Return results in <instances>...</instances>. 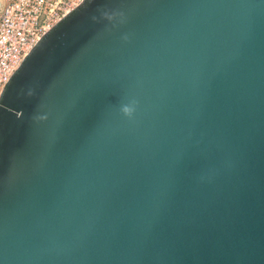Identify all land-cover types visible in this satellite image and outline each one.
<instances>
[{"label":"water","instance_id":"1","mask_svg":"<svg viewBox=\"0 0 264 264\" xmlns=\"http://www.w3.org/2000/svg\"><path fill=\"white\" fill-rule=\"evenodd\" d=\"M0 264H264V0H83L0 94Z\"/></svg>","mask_w":264,"mask_h":264},{"label":"built area","instance_id":"2","mask_svg":"<svg viewBox=\"0 0 264 264\" xmlns=\"http://www.w3.org/2000/svg\"><path fill=\"white\" fill-rule=\"evenodd\" d=\"M83 0H0V94L25 56Z\"/></svg>","mask_w":264,"mask_h":264}]
</instances>
